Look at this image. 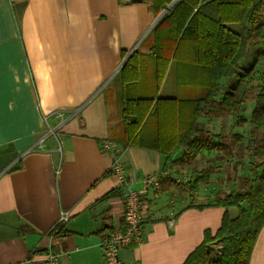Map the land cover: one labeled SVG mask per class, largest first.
<instances>
[{"label": "crops", "instance_id": "1", "mask_svg": "<svg viewBox=\"0 0 264 264\" xmlns=\"http://www.w3.org/2000/svg\"><path fill=\"white\" fill-rule=\"evenodd\" d=\"M156 19L147 4L130 0H0V153L16 154L0 172V264H47L50 252L57 264H104L102 243L122 226L127 194L109 174L117 152L105 140L120 151L146 206L144 242L121 250L125 264H183L205 231L221 226L226 209H200L209 198L191 191L194 162L207 159L184 161L178 150L167 162L156 150L114 140L125 125L112 81ZM177 96L176 82L163 98ZM57 109L66 123L40 149L43 116ZM209 120L200 124L208 128ZM146 133L153 141L154 123ZM17 161L22 167L9 171ZM149 176L158 177L157 186H144ZM62 211L70 220L55 234ZM250 264H264V227Z\"/></svg>", "mask_w": 264, "mask_h": 264}, {"label": "trees", "instance_id": "2", "mask_svg": "<svg viewBox=\"0 0 264 264\" xmlns=\"http://www.w3.org/2000/svg\"><path fill=\"white\" fill-rule=\"evenodd\" d=\"M118 1L121 5L127 3ZM130 1L147 4L157 18L175 0ZM263 11L264 0H179L112 81L121 93L125 125L121 136L114 140L123 146L156 150L165 155L167 162L178 150L183 151L184 161L202 156L229 167L232 161L243 163L246 151L256 160L249 174L245 172L247 175L235 177L236 165L230 167L233 174L225 177V184L214 198L199 206L223 207L226 211L219 229L215 233L206 230L203 242L183 264H250L264 227V80L257 84L256 92H249L255 87L257 67L264 61ZM232 23L250 28L246 33L235 32L229 27ZM248 46L254 49L253 54L241 65L239 60ZM173 66L178 96L163 98L160 91ZM249 93L255 105L250 119H245L240 113ZM215 111L234 115L238 125L249 123V135L239 131L223 135L203 127L201 118L207 119ZM153 123L155 136L150 141L146 132ZM15 158L9 150L0 153V172ZM222 165L195 170L191 191L199 192L201 185L224 174ZM21 167L17 161L9 171ZM236 181L231 191H222L226 182ZM230 208L237 210L235 217ZM53 233L62 234L63 228ZM216 242L220 247L211 249Z\"/></svg>", "mask_w": 264, "mask_h": 264}, {"label": "built area", "instance_id": "3", "mask_svg": "<svg viewBox=\"0 0 264 264\" xmlns=\"http://www.w3.org/2000/svg\"><path fill=\"white\" fill-rule=\"evenodd\" d=\"M128 1V0H127ZM56 117L58 122L56 126L50 124V119ZM66 113L62 110H54L50 114L43 116V121L46 127V133L42 136L38 147L43 149L44 141L51 136L58 137V132L62 129L66 123ZM105 148H112L117 153L115 159L110 168V174L115 176L119 183L126 185L127 194L124 198V212H123V224L112 230L111 233L104 239L102 243L104 264H125L120 256V252L124 248L131 246H139L144 242V229L143 224L145 222V209L146 206L141 199V193L131 187V179L126 174V168L119 157V150L110 141L105 140ZM60 173V170L57 172ZM157 176H149L142 179L145 187L150 185H158ZM70 220V213L68 211H62L58 228H63ZM47 264H57L59 255L54 252H50L45 256Z\"/></svg>", "mask_w": 264, "mask_h": 264}, {"label": "rangeland", "instance_id": "4", "mask_svg": "<svg viewBox=\"0 0 264 264\" xmlns=\"http://www.w3.org/2000/svg\"><path fill=\"white\" fill-rule=\"evenodd\" d=\"M262 22L264 24V11H263V16H262ZM229 27L235 32H240V30H241V32L246 33L248 31V29L250 28V25H247V27L242 28V27H244L242 24L232 23L229 25ZM151 33H152V30H151L150 34ZM253 51H254V49L250 46H248L245 49L244 56H242V58L239 60L241 65L246 64L250 60V57L252 56ZM257 69H258V75L256 78L255 87L251 88L249 91L252 93H254V92H256V90H258L257 84L258 83L261 84V82L264 80V61L259 63ZM224 82H225V80L223 81V83ZM163 85L165 86V88L162 90V97H165L169 93V88L176 86V69L174 66L169 70V73H168ZM254 105H255L254 96H253V94L249 93L248 97H247V103L244 105V109L241 111L240 116L242 118H245V119H250L252 112H253V109H254ZM209 118H210V120L207 121V124L205 126L210 128L215 133L223 134V135H230V134H233L234 132L239 131V132L245 133L247 136L249 135V129H250L249 123H245V124L241 123L238 125L236 123L237 118H235L234 115L221 114V113L215 111L214 114L210 115ZM215 156H217V155H215ZM225 156L232 159L230 155H225ZM200 158H203V157L201 156ZM203 159L206 161V158H203ZM199 161L203 162V160H201V159H199ZM255 161L256 160L253 158V156L249 152L246 151L245 157L242 159V162L244 163V165L241 162L237 163V164H235L234 161L231 162L230 167H233L234 165H236V168H237V173L234 172V174L231 173L230 167L220 160H217V161L213 160L212 161L209 158V160L206 161L205 165H203L204 163L196 164V162H194V166H195L196 170H200L201 168H203V166L205 168H208L210 165L212 166V164L216 165V164H221V163H223V165L220 168L224 169V174L222 173L223 175L221 174L220 176H214L212 178V180L210 181V183H208V184L204 183V185L206 187L204 190H199V192H196V193L201 194V195L206 194L209 199L214 198L216 191H218L222 187V185L225 184L224 183L226 180L225 177L227 178L229 175H232V174L235 175V177L243 176V175H241L243 173H244V175H247V174H245V172H248V174H249L250 168ZM192 166H193V164H192ZM215 169H216V167H215ZM235 184H238V182L237 181H236V183L226 182V185L224 186L225 190H222V191L223 192L224 191H226V192L231 191L232 190L231 188L233 186H236Z\"/></svg>", "mask_w": 264, "mask_h": 264}, {"label": "water", "instance_id": "5", "mask_svg": "<svg viewBox=\"0 0 264 264\" xmlns=\"http://www.w3.org/2000/svg\"><path fill=\"white\" fill-rule=\"evenodd\" d=\"M179 1V0H175L171 5L168 6V9L164 10L156 19L155 23L153 24V26L151 27V30L158 24V22L164 17V15L168 12V10L170 8H172L174 6V4ZM131 56V54L122 62L119 70L124 66V64L128 61L129 57Z\"/></svg>", "mask_w": 264, "mask_h": 264}]
</instances>
